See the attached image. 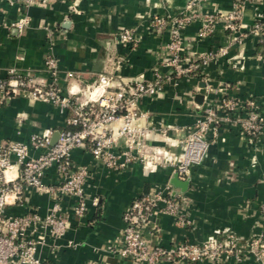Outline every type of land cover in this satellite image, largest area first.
<instances>
[{"label": "crops", "instance_id": "obj_1", "mask_svg": "<svg viewBox=\"0 0 264 264\" xmlns=\"http://www.w3.org/2000/svg\"><path fill=\"white\" fill-rule=\"evenodd\" d=\"M236 1H201L198 6L201 15L219 17L208 37L198 36L199 20L182 30L184 53L189 59L200 61L207 52L219 48L226 49L225 55L202 64L198 76L181 78L175 85H167L159 97L144 98L135 107L143 114L139 123L147 130L146 143L150 147L176 154L178 149L168 144L175 145L182 139L185 128L203 115L207 104L222 97L241 101L251 98L264 113V58L260 56L257 39L247 34L257 19L264 18V0L244 2L239 31L229 33L221 17L231 12ZM188 2L56 0L45 8L28 9L30 22L22 35L4 28L16 20L20 9L0 3V79L5 77L7 69L15 68L46 81L43 61L49 54L60 71L58 85L63 93L70 86L74 91L83 90L103 74H115V83L150 79L167 56L164 46L169 33L167 29L160 34L150 33L148 23L153 17L180 16ZM124 28L134 31L136 47L132 50L116 42V33ZM48 33H52V40ZM65 72L76 77L66 81ZM70 116V112L20 93L0 106V142L27 143L32 135L51 133L52 136L67 126ZM37 154V151L31 153ZM71 157L75 165L89 169L86 210L77 217L72 213L73 198L65 197L59 202L67 229L58 239L45 234L44 244L38 251L41 261L44 264H131L114 253L122 246V214L135 198L163 188L173 176V168L161 165L146 171L141 163L134 162L128 169L115 172L94 165L87 150L75 149ZM188 181L182 198L191 226L179 228L172 217L154 213L141 229L149 248H169L181 242L200 243L226 232L246 241L259 232V208L264 203V138L248 142L234 129H221L202 163L190 168ZM42 182L45 185L57 182L54 167L47 170ZM24 196L22 205L8 206L5 214L30 212L40 218L48 215L53 204L48 195L27 190ZM246 264L254 263L249 260Z\"/></svg>", "mask_w": 264, "mask_h": 264}, {"label": "built area", "instance_id": "obj_2", "mask_svg": "<svg viewBox=\"0 0 264 264\" xmlns=\"http://www.w3.org/2000/svg\"><path fill=\"white\" fill-rule=\"evenodd\" d=\"M54 1L0 0V3L20 9L16 20L4 28L22 35L30 22L28 9L32 6L45 8ZM201 1L189 0L178 17H153L149 21L147 29L150 33L160 34L166 29L169 33L164 46L167 56L154 69L150 79L115 83V74H103L83 90L74 91L70 86L68 92L63 93L58 85L60 71L52 54L46 55L43 61L46 81L15 68L6 70L5 77L0 79V106L24 93L33 100L70 112L71 116L53 145L50 144L51 133L32 135L27 143L0 142V264H44L38 251L44 244L45 234L58 239L67 229L59 205L63 198L74 199L72 213L75 216L84 214L89 169L74 164L71 154L75 149L87 150L94 165L109 171L126 170L134 162L141 163L146 171L165 165L171 166L173 174L180 180H185L190 168L205 159L210 144L218 139L221 129H234L248 142L264 138V113L251 98L241 101L222 97L207 104L203 115L185 128L182 139L175 145L168 144V147L178 149L176 154L146 143L147 130L139 123L143 114L135 109L138 103L147 97H159L167 85H175L181 78L198 76L202 64L225 55L226 49L219 48L207 52L199 61L189 59L184 53L182 30L187 25L199 20L198 36L205 38L213 32L219 19L214 14L201 15L198 10ZM246 1L251 0H237L231 12L221 17L225 31H239L242 5ZM247 34L257 39L260 56L264 58V18L257 19ZM48 36L52 40V33ZM115 39L126 49L136 47L134 31L130 28L121 29ZM63 75L66 81L76 77L71 72ZM32 151L38 154L32 156ZM51 167L55 169L57 182L45 185L42 180ZM27 190L45 193L53 201L47 216L40 218L30 212L5 214L8 206L25 202ZM173 195L167 182L163 188L153 189L131 202L122 214V246L114 251L117 257L131 264H246L249 260L264 264V203L259 208L260 230L246 241L226 232L221 237H210L200 243L181 242L169 248H149L141 229L154 213L172 217L179 228L191 226L182 194ZM94 204H97L96 199Z\"/></svg>", "mask_w": 264, "mask_h": 264}, {"label": "water", "instance_id": "obj_3", "mask_svg": "<svg viewBox=\"0 0 264 264\" xmlns=\"http://www.w3.org/2000/svg\"><path fill=\"white\" fill-rule=\"evenodd\" d=\"M203 86V85H202ZM59 132V131H58ZM58 132H55L50 138V144L53 145L58 137ZM188 178L185 180H180L176 174H173L171 177L169 184L173 189V194H183L188 186ZM176 191V192H175ZM173 195V196H174Z\"/></svg>", "mask_w": 264, "mask_h": 264}]
</instances>
